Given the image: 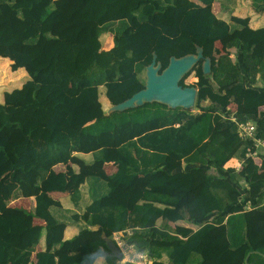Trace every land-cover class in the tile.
Listing matches in <instances>:
<instances>
[{
    "label": "trees",
    "instance_id": "1",
    "mask_svg": "<svg viewBox=\"0 0 264 264\" xmlns=\"http://www.w3.org/2000/svg\"><path fill=\"white\" fill-rule=\"evenodd\" d=\"M213 2L0 0V81L18 82L10 74L12 62L13 70L25 68L30 76L0 102V264H29L44 230L46 249L37 252L38 264H94L109 251L105 236L128 227L142 229L130 242L150 253L167 252L170 264H264V157L255 162L249 155L255 142L242 139L225 115L232 102L239 121L264 106V85L256 86L264 84V28H251L249 18H219ZM104 32L114 35L110 49L102 48ZM217 39L237 49L241 62L230 52L216 57ZM198 47L203 58L180 80L187 86L192 72L198 78V112L157 101L105 112L100 85L118 104L145 87L154 53L162 71L172 56L196 54ZM207 57L211 71L205 74ZM262 117L256 118L257 137L264 140ZM79 151L93 152L94 163L84 164L74 155ZM233 157L242 161L239 172L207 175L189 202L193 170L182 169V163L222 168ZM67 160L80 164L71 176L77 184L85 177L98 180L93 168L106 162L119 168L102 180L107 189L94 192L86 214L76 215L87 224L79 232V252L62 255L71 245L64 239L66 223L53 214L44 193L66 189V174L54 166ZM137 174L145 178L144 202L130 212L113 196ZM241 188L255 199L256 213L242 203L226 204L214 192L222 189L231 201L230 192ZM19 196H35L36 216L46 226L28 225L30 212L9 206V197ZM159 218L162 228L156 226ZM181 219L197 228H168L169 221ZM94 225L96 230L89 228ZM105 260L117 263L113 256Z\"/></svg>",
    "mask_w": 264,
    "mask_h": 264
},
{
    "label": "crops",
    "instance_id": "2",
    "mask_svg": "<svg viewBox=\"0 0 264 264\" xmlns=\"http://www.w3.org/2000/svg\"><path fill=\"white\" fill-rule=\"evenodd\" d=\"M260 7V10H256L254 6V0H214L212 4V9L214 13L221 19H224L227 22L231 21L233 16L249 18V25L253 29L264 28V0H259L257 3ZM102 48L110 49L114 45V35L111 32H104L101 37ZM230 52L231 57L234 62H241V56L239 51L235 48L228 49L224 46L219 39L215 41L214 45V55L216 57H220L223 54ZM25 69V68H24ZM24 81V80H23ZM27 81V80H26ZM19 86L23 85V82L20 81ZM107 88L105 85L99 86V99L103 105V108L106 113H110L109 110L113 105L106 94ZM4 102V96L0 94ZM74 155L77 156L79 160H81L84 164H92L95 161V155L93 152H74ZM234 162V163H232ZM233 165H231V164ZM241 164L242 161L237 157L231 158V160L226 164L225 168H235L236 170H240V167H237ZM198 164H190L187 162L182 163V169L184 170H193V185L190 188L188 194V201L193 202L200 190L202 189L205 178L207 175L214 174V168L209 162L207 165H201V167H196ZM199 166V165H198ZM236 166V167H232ZM119 165L115 161L106 162L103 166L94 167L93 171L99 176V179L85 177L78 184L76 181L71 179L73 174H78L80 172V164L78 162H74L72 160H67L64 162L57 163L54 166L55 172H63L66 174L68 179V183L66 185L65 190H50L44 193L45 201L51 206L53 214L59 217L60 220L65 221L66 228L64 230V239L69 240L71 245L68 249H66L62 255L75 254L80 250V240H79V232L82 228L86 227L87 224L83 218H76V215L86 214L87 208L93 203V195L95 191L101 190L105 191L107 189V184H105L102 180L107 177L115 174L118 171ZM222 170V169H221ZM218 171L219 175H222V171ZM262 173V171H261ZM264 174V173H263ZM146 187V182L143 174H137L134 178L132 185H119L115 189V197L114 201L122 202L128 210L131 212L136 204H141L144 202V190ZM217 195L224 197L225 203L230 204V202H234L235 200H231L227 197V194L223 192L222 189L214 190ZM248 198V197H247ZM245 200V199H243ZM241 199V201H243ZM254 201L255 199L251 197L250 201ZM251 203H254L252 202ZM248 201H243L246 204ZM157 206L164 207L161 203H155ZM9 206L15 207L18 209H25L30 212V216L27 219V224L30 226L42 225L46 226V220L36 216V198L35 196H19V197H9ZM162 219L159 218L157 220L156 226L158 228H162ZM168 228L172 229L176 225L190 227L196 229V224L188 221L187 219H181L179 221H169L167 223ZM90 229L96 230L98 225L89 226ZM135 230L142 232L141 228L134 229L133 227H128L123 231L114 232L111 237L113 240L115 236L120 233L124 236H131ZM172 232V231H170ZM115 241V240H114ZM140 247L143 246H137ZM144 248V247H143ZM46 249V231L44 230L39 243L35 247V251L31 254L29 264H38L37 263V252ZM147 253L150 258V264H170V260L167 252L159 251L157 254L155 251H151V253L145 249L143 250ZM109 252V251H107ZM109 255H104L96 259L94 264H107L105 257ZM121 262V260H120ZM116 264H124L123 262L119 263L117 259ZM128 264V263H126ZM129 264H139V263H129Z\"/></svg>",
    "mask_w": 264,
    "mask_h": 264
},
{
    "label": "water",
    "instance_id": "3",
    "mask_svg": "<svg viewBox=\"0 0 264 264\" xmlns=\"http://www.w3.org/2000/svg\"><path fill=\"white\" fill-rule=\"evenodd\" d=\"M156 58L157 56L154 53L152 62L146 67L145 87L126 100L113 104L109 112L122 111L153 101L165 103L171 108H193L195 106L197 87L193 85L183 86L180 84V80L203 58V49L198 47L196 54L191 53L181 57L172 56L167 67L162 71H160L162 65L157 62ZM203 71L205 74L211 71V60L208 57L204 60ZM105 238L109 252L104 250V255L116 257L121 263L122 253L120 248L111 237L105 236Z\"/></svg>",
    "mask_w": 264,
    "mask_h": 264
},
{
    "label": "rangeland",
    "instance_id": "4",
    "mask_svg": "<svg viewBox=\"0 0 264 264\" xmlns=\"http://www.w3.org/2000/svg\"><path fill=\"white\" fill-rule=\"evenodd\" d=\"M1 57V56H0ZM12 64H13V62L12 63H10V65H9V69H10V74H13L14 76H16L17 78H18V82H20V81H22L23 83L26 81V80H28L29 78H30V76H29V74H28V72L26 71V69H24V68H22V69H17V70H13L12 69ZM24 80V81H23ZM212 79H211V77H209L208 78V81H211ZM198 81V78L195 76V74H194V72H192L186 79H185V84H187V85H193V84H195L196 82ZM18 82H16V83H10L9 82V79L8 78H6L4 81H0V94H2L3 96H4V93L6 92V91H11V90H13V89H15V88H17L16 86H14V84H17ZM263 83L262 82H260V81H258L257 83H256V86H258V87H263ZM19 86V85H18ZM196 87V86H195ZM1 101H3V99H2V97L0 96V102ZM3 103V102H2ZM191 110L193 111V112H198L199 111V109L198 108H196L195 106L193 107V108H191ZM228 110H229V114H225L226 115V118L228 119V120H231V121H233L232 120V117L233 116H235L236 118H238L237 117V114L235 115L234 113H236L237 112V105L235 104V103H231L229 106H228ZM230 111L232 112L231 114H230ZM247 116H249V118L251 117L252 119H250V120H252V121H254L255 122V124H256V126H257V119H260V118H263L262 116H264V106H260V107H258V112L256 111V113L255 114H253L252 116H251V114L249 113V115H247ZM249 118H247V119H249ZM257 118V119H256ZM238 120V119H237ZM239 121V120H238ZM236 125H237V128H238V132H239V126H238V124H237V122H235V121H233ZM239 135H240V132H239ZM241 136V135H240ZM256 137H257V134H256ZM241 138H242V136H241ZM258 138V137H257ZM242 139H244V138H242ZM249 139H251V140H253L252 138H249ZM258 139H260V138H258ZM247 140V139H246ZM260 140H262V139H260ZM254 142H255V145H256V141L255 140H253ZM262 141H264V140H262ZM257 151H260V152H262L263 154L262 155H260L261 156V159H262V157H264V148L262 147V146H260V147H258L257 148ZM239 159V158H238ZM255 159V158H254ZM261 159L259 160V159H255V162L256 163H260V161H261ZM231 160V159H230ZM229 160V161H230ZM229 161H227L226 162V164L229 162ZM232 163H234V162H232ZM226 164L222 167V168H217V167H215V166H212L213 168H214V176H216V177H220V176H223V175H225V174H228V170L225 168V166H226ZM231 164V163H230ZM231 165H233V164H231ZM241 166V164L239 165V166H237V167H240ZM232 167H236V166H232ZM241 168H242V166H241ZM217 169L220 171L221 169V173H222V175H219V173H218V171H217ZM238 171V170H237ZM239 172V171H238ZM260 174L261 175H263V172L261 173L260 172ZM244 188H241V191L242 192H240V193H238V192H230V195H231V200L233 199V200H235V203H237V204H239V203H242V204H244L243 203V201H248V202H246V204H245V207H246V210L247 211H251V212H255L256 213V208L254 207L256 204H254V203H251V201H250V199H251V197H252V195H249L248 193H247V191L246 190H248V188H245L246 190H243ZM249 192V191H248ZM248 197V198H247ZM241 199L243 200V199H245V200H243V201H241ZM252 202H254V201H252ZM257 218H259V216L258 215H255ZM196 228H197V226H196Z\"/></svg>",
    "mask_w": 264,
    "mask_h": 264
},
{
    "label": "built area",
    "instance_id": "5",
    "mask_svg": "<svg viewBox=\"0 0 264 264\" xmlns=\"http://www.w3.org/2000/svg\"><path fill=\"white\" fill-rule=\"evenodd\" d=\"M232 120L237 122L239 126V132L242 138L249 139L252 138L256 141V148L254 151L249 153L250 156H253L255 159H261L263 153L257 151V148L262 146L264 148V141L258 139L256 137L257 134V126L254 121L246 120V121H238L235 116L232 117ZM128 235L124 236L123 234L118 233L115 238L114 242L120 248L122 253L121 262L124 264L126 263H139V264H150V258L148 257L147 253L143 250H139L136 247L135 243H132L128 239Z\"/></svg>",
    "mask_w": 264,
    "mask_h": 264
},
{
    "label": "clouds",
    "instance_id": "6",
    "mask_svg": "<svg viewBox=\"0 0 264 264\" xmlns=\"http://www.w3.org/2000/svg\"><path fill=\"white\" fill-rule=\"evenodd\" d=\"M5 58V57H4ZM145 79H146V77H145Z\"/></svg>",
    "mask_w": 264,
    "mask_h": 264
}]
</instances>
